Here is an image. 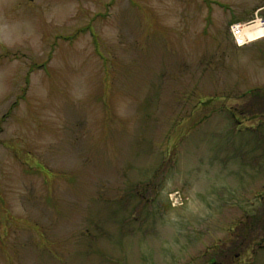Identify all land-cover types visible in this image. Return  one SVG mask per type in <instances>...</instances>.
Returning <instances> with one entry per match:
<instances>
[{"label": "rangeland", "instance_id": "obj_1", "mask_svg": "<svg viewBox=\"0 0 264 264\" xmlns=\"http://www.w3.org/2000/svg\"><path fill=\"white\" fill-rule=\"evenodd\" d=\"M261 14L0 0V264H264Z\"/></svg>", "mask_w": 264, "mask_h": 264}, {"label": "trees", "instance_id": "obj_2", "mask_svg": "<svg viewBox=\"0 0 264 264\" xmlns=\"http://www.w3.org/2000/svg\"><path fill=\"white\" fill-rule=\"evenodd\" d=\"M204 104H205V105H208L209 103H208V101H206V102H204ZM254 220L257 221L256 217H254ZM239 236H240V234H237V237H239ZM232 239H234V237H232L231 240H232Z\"/></svg>", "mask_w": 264, "mask_h": 264}, {"label": "bare ground", "instance_id": "obj_3", "mask_svg": "<svg viewBox=\"0 0 264 264\" xmlns=\"http://www.w3.org/2000/svg\"><path fill=\"white\" fill-rule=\"evenodd\" d=\"M260 26H261V24H260ZM258 30H261V29H258ZM262 31H260V33H261ZM261 36V35H260Z\"/></svg>", "mask_w": 264, "mask_h": 264}]
</instances>
